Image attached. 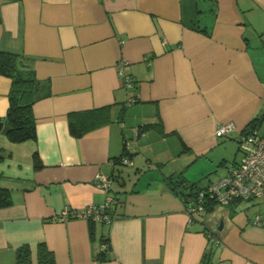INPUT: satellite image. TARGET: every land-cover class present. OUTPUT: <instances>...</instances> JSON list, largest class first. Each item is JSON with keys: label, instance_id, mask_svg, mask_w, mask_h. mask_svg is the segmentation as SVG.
Listing matches in <instances>:
<instances>
[{"label": "crops", "instance_id": "crops-1", "mask_svg": "<svg viewBox=\"0 0 264 264\" xmlns=\"http://www.w3.org/2000/svg\"><path fill=\"white\" fill-rule=\"evenodd\" d=\"M0 50L49 83L33 105L35 139L0 131L12 200L0 207V264L23 244L35 260L40 242L55 264H264V200L189 222L181 195L238 163L242 134L264 136V0H0ZM10 88L0 75L1 118ZM70 116L88 131L73 136ZM224 122L233 129L217 137ZM98 175L111 178L112 222L61 219L105 201Z\"/></svg>", "mask_w": 264, "mask_h": 264}, {"label": "built area", "instance_id": "built-area-1", "mask_svg": "<svg viewBox=\"0 0 264 264\" xmlns=\"http://www.w3.org/2000/svg\"><path fill=\"white\" fill-rule=\"evenodd\" d=\"M118 71L124 85L131 87L130 77L123 71L122 65H118ZM134 97L129 101L133 102ZM233 129V124L224 122L215 129L217 137L228 134ZM240 149L242 158L234 165H231L227 173L214 182H210L199 189L195 194L190 195L186 201L185 211L189 222L194 221L197 216H202L210 204L226 205L232 201L256 202L264 200V136L257 134L244 133L240 136ZM131 147L130 140L123 141V154L120 156V163L129 164V152ZM94 183L103 189L107 196L105 201L100 204H89L80 210H64L59 216L61 219L69 217H81L88 221L101 224H110L113 220L111 209L112 196L108 194L111 178L106 175H98ZM254 223H260L258 217ZM208 241L218 245L220 239L213 233H208ZM108 248V243H100V252ZM89 264H101L99 259L93 258Z\"/></svg>", "mask_w": 264, "mask_h": 264}, {"label": "trees", "instance_id": "trees-1", "mask_svg": "<svg viewBox=\"0 0 264 264\" xmlns=\"http://www.w3.org/2000/svg\"><path fill=\"white\" fill-rule=\"evenodd\" d=\"M21 63L26 64L19 54L0 50V75L11 79V88L8 95L9 104L5 116L0 117V131L5 126V134L12 142H22L36 138L33 105L39 99L49 95V83L39 81L33 68L27 64L21 66ZM69 129L73 136L80 137L89 128L82 123L75 122V118L70 116ZM33 161L35 167H40L37 154H34ZM203 186L201 184H190L186 187L187 191L181 195L187 201L190 195L195 194ZM11 202L10 191L7 188L0 187V207L8 206ZM213 206L214 204L211 203L207 211L211 210ZM106 238L104 236L102 241L108 243ZM14 264H55V261L52 252L48 250L44 243L40 242L36 248L35 260L32 258L30 246L23 244L16 249Z\"/></svg>", "mask_w": 264, "mask_h": 264}, {"label": "water", "instance_id": "water-1", "mask_svg": "<svg viewBox=\"0 0 264 264\" xmlns=\"http://www.w3.org/2000/svg\"><path fill=\"white\" fill-rule=\"evenodd\" d=\"M21 66H26V64H24V63H21Z\"/></svg>", "mask_w": 264, "mask_h": 264}]
</instances>
